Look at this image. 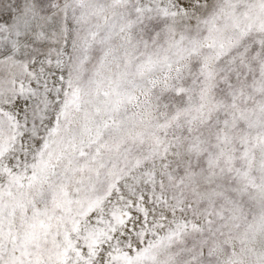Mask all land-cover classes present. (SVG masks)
<instances>
[{"label": "snow or ice", "instance_id": "1", "mask_svg": "<svg viewBox=\"0 0 264 264\" xmlns=\"http://www.w3.org/2000/svg\"><path fill=\"white\" fill-rule=\"evenodd\" d=\"M0 264H264V0H0Z\"/></svg>", "mask_w": 264, "mask_h": 264}]
</instances>
